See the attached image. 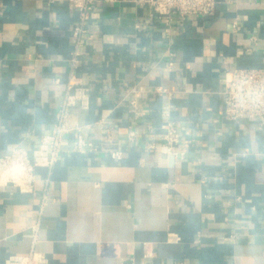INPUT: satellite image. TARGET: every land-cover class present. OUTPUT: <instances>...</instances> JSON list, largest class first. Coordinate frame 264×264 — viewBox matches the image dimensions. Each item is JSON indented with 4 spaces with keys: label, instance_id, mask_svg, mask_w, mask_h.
Here are the masks:
<instances>
[{
    "label": "crops",
    "instance_id": "0c3cea01",
    "mask_svg": "<svg viewBox=\"0 0 264 264\" xmlns=\"http://www.w3.org/2000/svg\"><path fill=\"white\" fill-rule=\"evenodd\" d=\"M78 25L68 0H0V156L33 154L52 132L71 72L89 96L72 121L93 142L78 151L72 131L32 191L0 186V264L32 249L49 264L148 251L157 264H264V119H228L222 94L224 57L264 67V0H219L171 26L147 4L97 0L80 42ZM171 120L176 156L159 140Z\"/></svg>",
    "mask_w": 264,
    "mask_h": 264
},
{
    "label": "built area",
    "instance_id": "2783aa9c",
    "mask_svg": "<svg viewBox=\"0 0 264 264\" xmlns=\"http://www.w3.org/2000/svg\"><path fill=\"white\" fill-rule=\"evenodd\" d=\"M97 0H68L72 9L78 11L79 25L75 29L77 39L81 40L86 31L85 24L91 17ZM112 1V0H105ZM139 4H147L157 14L159 20L171 26L174 18H187L190 16H211L215 14L219 0H134ZM140 25H137L139 28ZM88 40L93 35L86 36ZM253 41L254 37L251 38ZM73 64L78 63V51H74ZM222 66L225 78V88L222 92L224 101V113L228 119L252 118L264 119V67L231 66L224 57ZM75 75L71 72L66 84V91L59 109L52 132L42 136L38 148L31 154L24 146H16L9 154L0 156V186L13 184L20 191L29 192L34 189L37 180L36 168L47 167L50 172L58 160L62 150V144L66 134L74 131L77 138V149L86 152L93 142L87 140L77 123H73L74 111L85 109L89 106L88 89L81 81H75ZM78 79V78H77ZM161 92H169L163 86ZM135 103V100L132 102ZM109 137L113 136L112 128H108ZM133 137L134 132H130ZM160 142L168 152L177 155L181 136L178 133L174 121H169L166 131L159 137ZM155 147V143L150 145ZM113 157L120 158L122 151L112 150ZM37 230V227L35 228ZM167 240L176 242L180 237L175 232H169ZM152 253L145 254L146 260L138 263L134 258H126L123 264H157L152 260ZM5 264H49V259L44 252L32 249L27 255H10L5 259ZM165 264H179L177 261Z\"/></svg>",
    "mask_w": 264,
    "mask_h": 264
}]
</instances>
